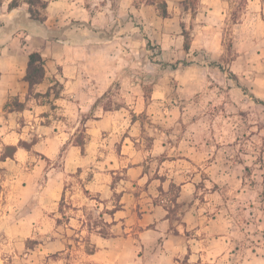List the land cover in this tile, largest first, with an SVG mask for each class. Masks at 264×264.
I'll return each instance as SVG.
<instances>
[{"label": "crops", "instance_id": "obj_1", "mask_svg": "<svg viewBox=\"0 0 264 264\" xmlns=\"http://www.w3.org/2000/svg\"><path fill=\"white\" fill-rule=\"evenodd\" d=\"M42 1V23L0 1L1 246L38 240L46 264H264V0H156L166 18L135 0ZM149 24L158 71L133 38Z\"/></svg>", "mask_w": 264, "mask_h": 264}, {"label": "rangeland", "instance_id": "obj_2", "mask_svg": "<svg viewBox=\"0 0 264 264\" xmlns=\"http://www.w3.org/2000/svg\"><path fill=\"white\" fill-rule=\"evenodd\" d=\"M141 2H144V0H135L134 4L137 6ZM158 2V1H156ZM160 4H157L155 7H159ZM197 8V7H196ZM157 11V10H156ZM159 15V10L157 11ZM134 23L136 24L135 20H133ZM152 28H156L152 25H147L146 29L144 30L143 36L141 35L142 33L140 32V29L135 30L133 33V38L134 39H140L144 38L148 41L147 47L149 50V55H150V62L148 63L149 66V71H158L164 69L156 60H154V57L157 56L160 53V50L156 44V31ZM142 30V29H141ZM146 31V32H145ZM185 35H188L187 31H183ZM190 39V37H189ZM229 49V45H227ZM134 48H136L134 46ZM256 52L258 54H263L264 55V45L262 46H256ZM230 50L228 52V55L230 56ZM256 68L262 69L264 68V62H260L259 67ZM132 69L133 71L139 70L140 69V63L139 62H133L132 63ZM262 71V70H261ZM259 72V71H258ZM151 73V72H150ZM156 74H150L148 78V84L146 86L150 89L154 81L158 80L159 78L155 76ZM138 80L137 77H133V81ZM256 119L259 121V124L256 125L258 130H256V133L259 132V135L256 136V164L260 166L261 168L264 166L262 163H258V156L261 154V152L264 150V106L256 104ZM257 124V123H256ZM259 174V181L262 180L264 181V173L258 172ZM61 223V220L59 221ZM105 231V230H104ZM3 241H0V264H28L29 260H31V257L33 258L31 263H34V260L36 261L34 264H46L48 262L49 257H47L43 253H38L37 250L39 249V242L38 240H25L21 241L19 244L17 242L14 243V241L7 239V242L4 244L6 246L2 247L1 245L3 244ZM7 244H10L7 246ZM15 244L19 245L16 246ZM89 245L85 246V250L87 252L90 251ZM32 251L33 253H31ZM37 252V253H36ZM36 253V254H34ZM31 256V257H30ZM58 255H50V261H52L54 264H58Z\"/></svg>", "mask_w": 264, "mask_h": 264}, {"label": "trees", "instance_id": "obj_3", "mask_svg": "<svg viewBox=\"0 0 264 264\" xmlns=\"http://www.w3.org/2000/svg\"><path fill=\"white\" fill-rule=\"evenodd\" d=\"M1 1V0H0ZM24 4L28 6V13L32 20L42 23L44 21L43 11L46 8V3L42 0H22ZM146 5L156 6V10H159V16L162 18L168 17L167 5L164 1L156 2V0H144ZM198 0H184L181 6L185 11L194 12L196 10ZM20 4V0H12L9 4V8H15ZM189 35L184 34V50L189 48ZM44 77V61L39 52H33L28 56V64L25 75V81L28 83L30 89L32 86L39 84ZM262 103V102H261ZM264 104V103H262Z\"/></svg>", "mask_w": 264, "mask_h": 264}]
</instances>
